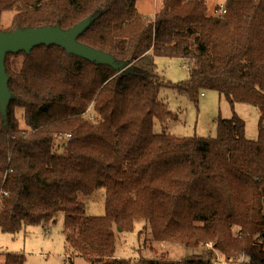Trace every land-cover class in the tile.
I'll return each instance as SVG.
<instances>
[{"label":"trees","instance_id":"obj_1","mask_svg":"<svg viewBox=\"0 0 264 264\" xmlns=\"http://www.w3.org/2000/svg\"><path fill=\"white\" fill-rule=\"evenodd\" d=\"M162 0L153 17L137 0H0V32L88 21L77 42L110 57L89 61L63 48L6 53L10 93L0 107V232L15 234L63 215L65 252L87 264H213L115 256V230L138 221L155 241L210 244L225 263L264 264V0ZM157 58L179 59L187 78L159 75ZM198 103L213 90L230 104L216 136L155 133L178 119L162 89ZM259 112L258 138L234 111ZM90 111V112H89ZM104 190L103 215L85 216L79 194ZM2 264H25L6 252Z\"/></svg>","mask_w":264,"mask_h":264},{"label":"rangeland","instance_id":"obj_2","mask_svg":"<svg viewBox=\"0 0 264 264\" xmlns=\"http://www.w3.org/2000/svg\"><path fill=\"white\" fill-rule=\"evenodd\" d=\"M225 0H206L210 13L215 6L224 5ZM162 0H137L138 10L153 17L161 8ZM219 5V8H220ZM226 9V8H225ZM220 11V9H219ZM226 12V11H225ZM223 14V13H222ZM159 75L171 82H179L187 78V67L179 59L157 58ZM182 65L186 68L183 69ZM160 100L166 102L173 112L178 113V119L165 124L155 122L154 132H169L178 136L214 137L218 118H230L232 110L224 96L216 91L207 90L198 96V103L179 95L175 90L164 88ZM234 111L245 122V137L249 140L258 138L259 112L249 103H236ZM90 112V111H89ZM79 200L85 205V216L103 215L104 190L100 189L92 196L79 194ZM63 215L50 223L48 232L42 226H27L15 234L0 232V264L2 254L6 252L23 253L25 264H87L82 256H73L72 262L66 256L65 237L63 231ZM115 256L118 258H156L167 254L175 261L200 257L210 259L213 264H247L245 256L240 262L225 263L219 253L210 244L198 248H188L179 243L153 240L150 226L138 221L133 231L115 230Z\"/></svg>","mask_w":264,"mask_h":264},{"label":"water","instance_id":"obj_3","mask_svg":"<svg viewBox=\"0 0 264 264\" xmlns=\"http://www.w3.org/2000/svg\"><path fill=\"white\" fill-rule=\"evenodd\" d=\"M89 22L84 21L70 30L58 28H38L17 30L12 33L0 32V107L2 111L8 103L10 93L7 87V76L4 69L6 53L30 52L37 46H58L67 53L75 54L89 61L110 62V57L77 42L76 38L85 30ZM119 231V230H118Z\"/></svg>","mask_w":264,"mask_h":264},{"label":"built area","instance_id":"obj_4","mask_svg":"<svg viewBox=\"0 0 264 264\" xmlns=\"http://www.w3.org/2000/svg\"><path fill=\"white\" fill-rule=\"evenodd\" d=\"M225 11H226L225 6L224 5H220L219 13L222 14V13H225Z\"/></svg>","mask_w":264,"mask_h":264},{"label":"crops","instance_id":"obj_5","mask_svg":"<svg viewBox=\"0 0 264 264\" xmlns=\"http://www.w3.org/2000/svg\"><path fill=\"white\" fill-rule=\"evenodd\" d=\"M182 67H183L184 70H186V68L183 65H182ZM186 72H187V70H186Z\"/></svg>","mask_w":264,"mask_h":264}]
</instances>
